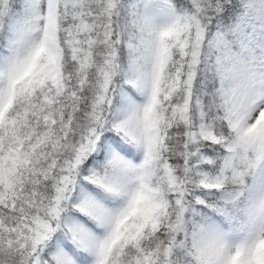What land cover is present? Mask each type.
<instances>
[{
	"label": "snow or ice",
	"instance_id": "obj_1",
	"mask_svg": "<svg viewBox=\"0 0 264 264\" xmlns=\"http://www.w3.org/2000/svg\"><path fill=\"white\" fill-rule=\"evenodd\" d=\"M0 264H264V0H0Z\"/></svg>",
	"mask_w": 264,
	"mask_h": 264
}]
</instances>
